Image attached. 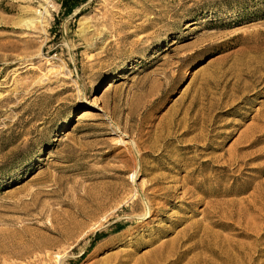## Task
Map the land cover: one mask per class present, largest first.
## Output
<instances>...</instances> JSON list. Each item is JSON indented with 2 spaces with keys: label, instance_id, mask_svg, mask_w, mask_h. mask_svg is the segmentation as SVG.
<instances>
[{
  "label": "rangeland",
  "instance_id": "374dc122",
  "mask_svg": "<svg viewBox=\"0 0 264 264\" xmlns=\"http://www.w3.org/2000/svg\"><path fill=\"white\" fill-rule=\"evenodd\" d=\"M63 1L0 0V264H150L195 222L176 264H264V0Z\"/></svg>",
  "mask_w": 264,
  "mask_h": 264
},
{
  "label": "bare ground",
  "instance_id": "6f19581e",
  "mask_svg": "<svg viewBox=\"0 0 264 264\" xmlns=\"http://www.w3.org/2000/svg\"><path fill=\"white\" fill-rule=\"evenodd\" d=\"M38 15H40V13H38ZM150 37H152L151 39H153V36L151 35ZM207 48L201 49V50H195L194 52H191L187 55H184L182 57H178L177 58V62L173 63L171 66L175 65V72H173V75L170 76V80H169V86L171 87L173 85V83L182 76L183 72L182 69L188 65V63H190L191 61L195 60L197 57H199L204 51H206ZM112 85H109V87H107V89L104 91V93L110 92V90L112 89ZM197 100L192 99L191 101H189L187 108L185 109V113H183V117L178 118V119H172V121L167 125V136H169V138L172 139H176L178 137H182L183 135L192 133L196 130V126L198 125V115H194L192 117H189V121L186 119V115L187 112L189 110H192V108H194L197 104L196 102ZM228 101V100H227ZM211 107H208L207 109H205L204 114H207V118H202L203 122V126L205 127V123L209 122L211 125L213 124V117L210 115L211 113ZM83 119L86 118H91L88 116H82ZM209 117L211 118L209 120ZM185 122H188L187 126L184 125ZM166 139V138H165ZM169 140V139H168ZM210 146V143L207 142L205 144V147L208 148ZM189 149L191 148H196L197 149V145L196 146H186ZM164 148V146H163ZM145 154V153H144ZM148 155V153H146ZM154 182L150 183V186L153 187L150 196L148 197L149 199V206L148 209H145L144 213L142 215H140L143 218H148L150 217L154 210H159V207L154 208V206L156 205L155 200H165L166 196L168 195V193L164 190H162V188H155V186L158 185L160 180H157L155 177L153 178ZM163 191V192H161ZM116 192L114 191V194ZM117 195V193H116ZM158 204V203H157ZM217 205V204H215ZM214 205V206H215ZM214 206H211L212 210H209V208H206L204 211L209 210V212H211L213 215H217L219 214V211H216V209L214 208ZM205 213V212H204ZM224 217H234V214L232 213H227L225 215H223ZM206 216H204L205 218ZM204 218L201 219V221L204 220ZM239 223V222H237ZM202 223L200 222H195V223H191L189 224L183 231L177 233L175 235V237H173L170 240H164L163 243H161L159 246L155 247L154 249H152L149 252V255L147 257H145L144 262L145 263H150V264H176L178 263V261L185 255L184 252H188L194 248L197 247V242H193L190 243L185 249H183L182 251L180 250L182 244L186 241H189L191 239H193L194 237H196L199 233V229L201 227ZM201 230V229H200ZM207 230L206 227H203V233ZM29 253V252H28ZM30 254V253H29ZM7 256H9L7 258V260H9V258H22L23 254L22 253H14V252H7ZM60 258V257H59ZM1 259V258H0ZM252 260V261H251ZM135 264H143V262H135ZM231 264H253V258H249L248 255L246 253L243 252H238V255L236 256V260L235 262H231Z\"/></svg>",
  "mask_w": 264,
  "mask_h": 264
},
{
  "label": "trees",
  "instance_id": "16d2710c",
  "mask_svg": "<svg viewBox=\"0 0 264 264\" xmlns=\"http://www.w3.org/2000/svg\"><path fill=\"white\" fill-rule=\"evenodd\" d=\"M85 1L86 0H82V2L80 3L78 0H65L61 2V8L63 9V11L66 12V14H70L72 10H74L77 6H79ZM96 241H97V238L92 242L90 247H93Z\"/></svg>",
  "mask_w": 264,
  "mask_h": 264
}]
</instances>
